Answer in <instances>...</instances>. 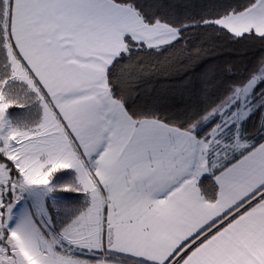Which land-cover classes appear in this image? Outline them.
I'll return each instance as SVG.
<instances>
[{
	"label": "snow or ice",
	"instance_id": "snow-or-ice-1",
	"mask_svg": "<svg viewBox=\"0 0 264 264\" xmlns=\"http://www.w3.org/2000/svg\"><path fill=\"white\" fill-rule=\"evenodd\" d=\"M0 264H264V0H0Z\"/></svg>",
	"mask_w": 264,
	"mask_h": 264
},
{
	"label": "trees",
	"instance_id": "trees-1",
	"mask_svg": "<svg viewBox=\"0 0 264 264\" xmlns=\"http://www.w3.org/2000/svg\"><path fill=\"white\" fill-rule=\"evenodd\" d=\"M219 43L222 45V47L224 48V49H227L228 51H225L224 53H223V55H221V56H217V57H214L213 59L214 60H217V61H223V60H225V59H231L232 58V53H231V49H239V48H241V47H244L245 45H240V44H233V43H230V42H228V41H225V40H223V39H221L220 41H219Z\"/></svg>",
	"mask_w": 264,
	"mask_h": 264
}]
</instances>
